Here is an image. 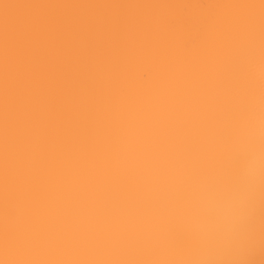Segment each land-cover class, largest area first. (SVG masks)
Wrapping results in <instances>:
<instances>
[{"label":"bare ground","instance_id":"1","mask_svg":"<svg viewBox=\"0 0 264 264\" xmlns=\"http://www.w3.org/2000/svg\"><path fill=\"white\" fill-rule=\"evenodd\" d=\"M264 0H0V264H264Z\"/></svg>","mask_w":264,"mask_h":264},{"label":"clouds","instance_id":"2","mask_svg":"<svg viewBox=\"0 0 264 264\" xmlns=\"http://www.w3.org/2000/svg\"><path fill=\"white\" fill-rule=\"evenodd\" d=\"M239 153L227 208L235 219L245 220L250 219L257 199L264 194V132L242 144Z\"/></svg>","mask_w":264,"mask_h":264}]
</instances>
